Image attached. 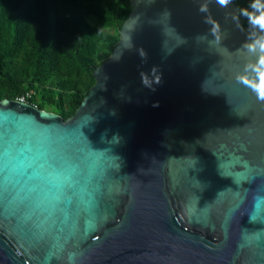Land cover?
Listing matches in <instances>:
<instances>
[{
    "label": "water",
    "instance_id": "obj_1",
    "mask_svg": "<svg viewBox=\"0 0 264 264\" xmlns=\"http://www.w3.org/2000/svg\"><path fill=\"white\" fill-rule=\"evenodd\" d=\"M129 2L69 119L0 100V264H264V102L235 79L249 27L233 3Z\"/></svg>",
    "mask_w": 264,
    "mask_h": 264
},
{
    "label": "trees",
    "instance_id": "obj_2",
    "mask_svg": "<svg viewBox=\"0 0 264 264\" xmlns=\"http://www.w3.org/2000/svg\"><path fill=\"white\" fill-rule=\"evenodd\" d=\"M250 0H233L238 20ZM132 7L129 0H0V100L69 119L95 84Z\"/></svg>",
    "mask_w": 264,
    "mask_h": 264
},
{
    "label": "clouds",
    "instance_id": "obj_3",
    "mask_svg": "<svg viewBox=\"0 0 264 264\" xmlns=\"http://www.w3.org/2000/svg\"><path fill=\"white\" fill-rule=\"evenodd\" d=\"M215 3L221 8H228L233 3V0H215ZM199 12L206 14L204 23L212 26L210 31L219 40L220 25L211 16L207 2L199 5ZM239 14L248 22L249 31L242 47L251 57V60L245 63L243 72L238 73L235 79L237 83L250 89L259 102H264V0H250L246 8L239 9ZM233 19H237V17H233ZM238 27L243 30L239 23ZM196 39L202 41L206 37L198 36ZM140 55L143 59L147 58V54L143 50H140ZM115 59H120V56H115ZM141 78L143 84L148 87H151L154 83H160V76L157 75V68L155 67L151 70V78L149 74L143 72L141 73ZM154 106H158V103ZM104 136L105 134L101 135L102 140Z\"/></svg>",
    "mask_w": 264,
    "mask_h": 264
},
{
    "label": "built area",
    "instance_id": "obj_4",
    "mask_svg": "<svg viewBox=\"0 0 264 264\" xmlns=\"http://www.w3.org/2000/svg\"><path fill=\"white\" fill-rule=\"evenodd\" d=\"M17 101H20V102H23V103H25V100H24V98L18 99Z\"/></svg>",
    "mask_w": 264,
    "mask_h": 264
}]
</instances>
